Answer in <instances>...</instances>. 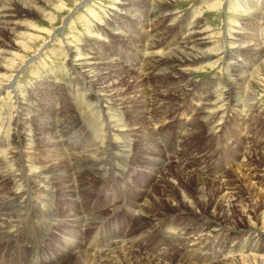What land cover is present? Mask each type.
Listing matches in <instances>:
<instances>
[{
    "label": "bare ground",
    "instance_id": "1",
    "mask_svg": "<svg viewBox=\"0 0 264 264\" xmlns=\"http://www.w3.org/2000/svg\"><path fill=\"white\" fill-rule=\"evenodd\" d=\"M171 2L173 0H142L136 7L147 8V20L142 16L146 15L145 10H137L140 16L133 17L137 29L133 37L129 35L134 39L133 50L126 61L98 52L90 53L78 68L73 67L80 82V96L87 103H93L91 105L100 111L105 105H112L127 115L126 140L110 139L104 147L85 150L77 148L79 137L72 124L37 123L35 134L40 154L29 160L23 153L28 141L25 133L28 123H22L24 120L16 115L11 143L18 150L10 151L9 168H12L10 174L14 173L11 178L18 186L17 191H13L14 185L8 187L6 173L0 170V264L5 263L3 254L8 253L5 256L8 264H13L14 257L33 256L43 248L44 237H31L29 228L47 194L59 190V199L77 204L88 193L110 186L117 192V206L100 219L79 217L76 224H82V229L98 228L106 216L105 224L125 212L123 230L113 234L91 258L83 255L70 264H172L179 254L183 258L192 255L191 264H197L215 254L219 242L227 247L229 254L238 251L241 256L229 263L216 259L218 264H264V256H258L264 255V237L259 235L256 241L250 240L251 232L254 234V229L257 230L255 224L264 225V195L260 194L264 189L263 140L258 144L257 135L237 139L238 143L232 142L233 148L244 159L236 169L231 168L222 178L211 169L210 164L219 153L218 140L211 138L213 147L209 140L202 146L195 143L196 135L204 133L199 118L208 113L209 95H200L197 86L185 80L182 72L185 67L209 58L210 54L203 51L206 42L201 33L195 25H185L176 17L170 8ZM50 3V0H0V59L6 56V48L15 46L17 30L23 27L21 20L34 12L39 14L49 8ZM253 8L251 12L261 21L264 1L257 0ZM123 28L115 25L108 31L110 39L127 42L129 37ZM249 42L250 56L231 61L239 87L235 90L231 85L226 86L228 92L221 109L241 106L250 111V118L252 113L259 116L261 108L257 107V99L243 97L246 93L242 90L246 85L264 90V30ZM229 53L226 57L231 60ZM19 70L20 67L15 69L12 77ZM14 100L19 104L18 94L14 95ZM217 113L208 116L213 118ZM241 115H238L239 125L248 121V116ZM220 130L219 139L228 138L227 126ZM242 141L250 144L247 152ZM118 152L122 153V158ZM136 175L140 177L135 178ZM250 180L256 181L255 187L250 185ZM18 235L17 248L22 250L11 246ZM247 238L253 242L250 246ZM175 250L179 254L173 258Z\"/></svg>",
    "mask_w": 264,
    "mask_h": 264
},
{
    "label": "rangeland",
    "instance_id": "2",
    "mask_svg": "<svg viewBox=\"0 0 264 264\" xmlns=\"http://www.w3.org/2000/svg\"><path fill=\"white\" fill-rule=\"evenodd\" d=\"M85 1L50 0L49 8L41 12L37 10L39 14L34 12L24 17L21 20L23 27L17 30V36L13 41L15 46L6 48L4 50L7 53L6 56L0 59V88L2 89L0 91V170L3 169L6 173L8 187L14 185L13 191H17L18 186L14 184L15 182L11 178L14 173L10 174L12 173V168H9V153L10 151L16 152L18 150L11 143L16 115L24 120L22 123H28L25 128L28 141L25 148H23V153L26 154L25 158H29V160H33L40 154L38 153L40 150L39 141L36 139L35 134L37 123L63 122L72 124L74 127L73 131L79 137L78 142H76L77 148L81 147L85 150L104 147L106 146V141L110 139L117 142H121L124 138L126 140V130L128 129L126 124L127 115L120 113L112 105H105V108L100 111L91 105L93 103H87L80 96V82L74 73V68H78L86 60V57L91 56L89 55L90 53L101 52L111 56L114 55L117 59H122L123 62L126 61L127 56L131 55L133 50L132 41L134 39L130 38L129 35L133 37L134 31L137 29V24L133 17L140 16V12L137 10L144 9L146 15L141 14L147 20V8H136L140 6L142 0ZM243 1L173 0L170 3L172 12L176 17L181 18L185 25H195V29L201 33V37L207 45H205L203 51L207 52L208 55L210 54L209 58L196 65L185 67L182 72L185 80H190L193 86H197V92L200 95H209L210 105L207 108L208 110H206L208 113L207 115H201L199 118V123L204 126V133L196 135L195 143L198 146H202L209 140L213 147L214 141L212 139L218 140L219 153L216 158H213L214 160L210 165L212 166L211 169L216 170L219 178L226 176V173L231 168L234 171L237 164L244 159L242 158L243 156L238 155L236 148L234 150V143L232 142L238 143L240 139L245 140L247 135H257L256 141L258 144L262 140L264 143V90H258L252 85H246L245 90H242L246 93L243 94V97L247 98L249 96V98L257 99V107L261 108L259 116L252 113L254 114L252 115L253 117L249 118L250 111L246 108L242 109L241 106H239V109H221L224 103V95L228 92L226 86L231 85L235 90L239 87L234 77L235 73L231 61L247 59L250 56V45L247 46L251 43L249 40L256 38L264 30V18L261 21L257 20L251 12L254 11L253 6L254 4L256 5L257 0H245V3ZM257 21L263 25H259ZM114 24L124 27L123 29L129 37L127 42L124 43L117 40V38L116 41L113 38L110 39L111 34L108 31L114 28ZM226 53H229L231 60L227 59ZM23 63L25 64L22 65ZM19 67L20 70L12 77V72ZM136 70L139 71V68L137 67ZM72 91L76 93L74 94ZM16 94L19 97V104L15 103L16 99L14 100V95ZM233 105L235 104L233 103ZM226 109L230 112L228 113ZM150 111L152 110L150 109ZM215 112H219L215 114L216 117L209 118L208 115ZM238 115L248 116V121L241 122L244 123L242 125L237 124L239 123ZM225 119L226 123H224ZM227 123H232L233 125L231 126V124ZM225 126H227L228 138L222 140V138L219 139L220 129ZM158 129L157 127V131H159ZM227 143L230 146H226ZM242 143L244 147H247L244 148L247 152L250 144H248V141H242ZM118 154L122 158V153L118 152ZM119 164L121 165L120 162ZM32 168H35V166H32ZM139 177L140 175L135 176V178ZM249 183L250 185L253 184L254 187L256 186L255 180H250ZM59 194V190L54 191L52 194L51 192L47 194V198L40 203L41 205L39 204V213L36 214L35 221L32 222L29 228L31 237H35V239L40 236L44 237V246L37 254V260L41 262L39 264H70L69 262L72 263L78 258L84 257L83 255L91 258L94 253L104 247L103 245L114 236L113 234L119 232L117 228H124L126 221L125 212L119 213L118 217L110 220L112 222L111 225H103L106 231H103L100 227L82 229V224H76V219L79 217L89 216L92 220L100 219L117 206L115 199L117 192L111 186L102 191L95 190L88 193L77 204L67 201V199H59ZM260 194L264 195V189ZM128 202L134 204L130 201ZM107 217L101 221L105 223ZM113 224H116L115 229L111 228ZM106 226L107 229L105 228ZM255 226L257 230L254 229V234L251 232L252 238L250 240L252 239V241H256L262 236L264 237V234L260 233L264 231V225L256 223ZM99 228L100 231L95 234ZM82 230L86 233L83 234ZM259 235L260 237H258ZM19 238L20 235L15 236V240L11 245L14 250H22L17 248L20 241ZM250 240L246 239L248 246L253 243ZM216 246L218 247L215 248V254L206 256L205 259L203 258L204 262L197 264H216L220 259H224V263H229L241 256L238 251L234 255L229 254L227 247H224L221 242ZM4 249L11 250L9 248ZM74 253H77V255ZM6 254H3L2 258L5 261L4 264H8V259L5 257L8 256V253ZM176 254H179V252L176 251L173 258H176ZM33 256L23 254L19 258L24 259V264H29V261L32 263ZM258 256L264 255L258 254ZM184 257L179 254L178 260H175L172 264H191L193 256L184 255ZM29 258L30 260L28 261Z\"/></svg>",
    "mask_w": 264,
    "mask_h": 264
}]
</instances>
